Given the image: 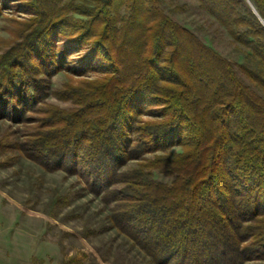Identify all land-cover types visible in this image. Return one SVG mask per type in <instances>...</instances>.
Here are the masks:
<instances>
[{"label":"trees","instance_id":"1","mask_svg":"<svg viewBox=\"0 0 264 264\" xmlns=\"http://www.w3.org/2000/svg\"><path fill=\"white\" fill-rule=\"evenodd\" d=\"M19 1L31 17L0 53V119L21 134L0 137V156L75 176L154 264L263 260L264 26L248 3L196 0L248 49L246 82L158 0ZM250 2L264 20V0ZM96 61L101 77L52 93L70 107L44 102L49 77Z\"/></svg>","mask_w":264,"mask_h":264},{"label":"rangeland","instance_id":"2","mask_svg":"<svg viewBox=\"0 0 264 264\" xmlns=\"http://www.w3.org/2000/svg\"><path fill=\"white\" fill-rule=\"evenodd\" d=\"M158 1L166 14L227 58L245 79L238 64L244 63L248 49L236 42L196 0ZM30 17L21 1L11 0L3 5L0 0V53L12 44L15 27ZM89 46L84 43L80 51L71 54L74 63L87 54ZM91 66L94 68L83 75L61 71L49 77L44 102L70 107L69 102L56 99L52 93L66 82L79 84L103 75L104 67L99 61ZM141 118L156 119L147 114ZM19 128L13 120L0 119V137L14 130L19 137ZM179 152L181 148L174 147L162 154L172 156ZM7 155L0 156V264H154L110 224L112 203L82 190L75 176L46 172L23 157L10 160ZM137 164V160H129L120 170ZM153 177L166 183L173 180V176L156 170ZM239 264H264V259Z\"/></svg>","mask_w":264,"mask_h":264},{"label":"water","instance_id":"3","mask_svg":"<svg viewBox=\"0 0 264 264\" xmlns=\"http://www.w3.org/2000/svg\"><path fill=\"white\" fill-rule=\"evenodd\" d=\"M246 2L248 3V5L250 6L252 12L256 15V17L260 20V22L262 23V25L264 26V20L260 17V15L258 14L257 10L255 9V7L252 5V3L250 2V0H246Z\"/></svg>","mask_w":264,"mask_h":264}]
</instances>
